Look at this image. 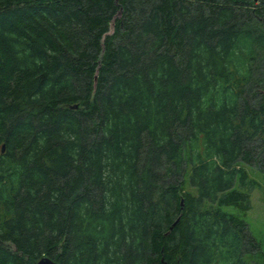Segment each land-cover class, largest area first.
Returning <instances> with one entry per match:
<instances>
[{
  "label": "trees",
  "instance_id": "trees-1",
  "mask_svg": "<svg viewBox=\"0 0 264 264\" xmlns=\"http://www.w3.org/2000/svg\"><path fill=\"white\" fill-rule=\"evenodd\" d=\"M245 165L264 0H0V264H264Z\"/></svg>",
  "mask_w": 264,
  "mask_h": 264
},
{
  "label": "rangeland",
  "instance_id": "rangeland-1",
  "mask_svg": "<svg viewBox=\"0 0 264 264\" xmlns=\"http://www.w3.org/2000/svg\"><path fill=\"white\" fill-rule=\"evenodd\" d=\"M249 177L254 181L250 191L251 208L240 213L232 206H226L225 210L242 216L247 224L250 233L259 242V249L264 253V172L255 166L245 165ZM190 167L185 173V189L191 190L189 184ZM249 256H247L248 258ZM262 260L263 258H257ZM253 260V259H252ZM256 261V260H255ZM262 264V261H258Z\"/></svg>",
  "mask_w": 264,
  "mask_h": 264
},
{
  "label": "water",
  "instance_id": "water-1",
  "mask_svg": "<svg viewBox=\"0 0 264 264\" xmlns=\"http://www.w3.org/2000/svg\"><path fill=\"white\" fill-rule=\"evenodd\" d=\"M113 23L110 24V30L107 34H111L113 32ZM4 151V144L1 145V152ZM183 203V201L181 200V204ZM179 218H177L175 220V222L172 224L175 225L176 222L178 221ZM172 226L170 227V229L172 228ZM35 264H59L58 262L56 261H53L52 259H50L49 257L47 256H42L37 262H35Z\"/></svg>",
  "mask_w": 264,
  "mask_h": 264
}]
</instances>
